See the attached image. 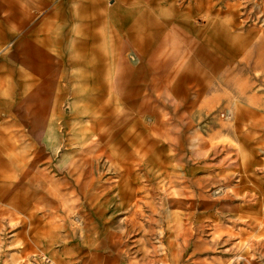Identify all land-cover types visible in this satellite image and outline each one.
I'll list each match as a JSON object with an SVG mask.
<instances>
[{
  "label": "rangeland",
  "instance_id": "rangeland-1",
  "mask_svg": "<svg viewBox=\"0 0 264 264\" xmlns=\"http://www.w3.org/2000/svg\"><path fill=\"white\" fill-rule=\"evenodd\" d=\"M167 1L0 0V264L40 251L58 264H106L114 251L145 256L142 264L186 252L193 264L202 255L264 264V0L173 1L170 23L201 49L179 42L218 93L198 101L197 85L169 82L177 75L158 63L144 66L162 35L143 37L144 56L128 42L129 26L170 28ZM91 17L92 28L74 27ZM44 20L57 41L45 47L54 67L35 75L18 52ZM163 44L152 62L170 58ZM96 93L101 104L112 98L108 120L129 114L108 136L88 131L84 140L83 129L107 127L89 117ZM108 108L98 110L102 119ZM72 167L77 182L66 173Z\"/></svg>",
  "mask_w": 264,
  "mask_h": 264
},
{
  "label": "crops",
  "instance_id": "crops-1",
  "mask_svg": "<svg viewBox=\"0 0 264 264\" xmlns=\"http://www.w3.org/2000/svg\"><path fill=\"white\" fill-rule=\"evenodd\" d=\"M173 1L175 0H168L167 3L169 4V8H168V12H169V16L172 17L169 19V25H167L168 27L175 29L176 33H173L171 30H169L168 28H161L160 26V22L158 21V24H148L149 26L148 28H146L145 24H142L140 30H135L134 28H131V26H129V32H128V42L130 43V45H132V48L139 53L140 55L144 56L145 54V48L144 45L142 44V39L143 37L146 36V34H151L153 35L155 38L158 35H162L161 39L158 41H155L156 43V50H154L155 54L152 55L150 57V59L153 61V59L157 56L156 52H162V47H163V43H169L171 45L170 49H169V56L171 59V61L169 62L167 59H163V61H156V62H152V61H147L146 64H144V66L147 67L150 66L149 63L151 65H153L154 63H158V66L160 68H166L167 69V73L172 72L174 75H177V78H168L169 82L171 81H175L177 83H182V84H187V85H192L195 84L198 86V88L195 90L196 91V99L195 101H198V99H204V100H209L210 98H212V96H217L218 93L213 90V89H209L207 90V88L209 87L210 83H211V78L210 75L207 74L206 71H204L203 67H201L199 65L198 62H196V60L192 59L193 57L190 56L189 52L183 48L182 44L179 42L180 39L183 41H187L188 43H190V47L195 46V48L198 50L201 49L200 46L197 45V43H195V41H191L190 40V34L188 32H186V30L180 26V24H172L170 23L171 21H174V17L177 16L178 12H176L177 8L175 7V5L173 4ZM40 5L44 4L43 0H40ZM119 8V7H117ZM79 11V9H78ZM139 10H136L134 12H132V15L134 17L139 15ZM81 14L85 13V10L82 9V11L80 12ZM130 14V11L128 12ZM138 14V15H137ZM136 15V16H135ZM29 20V17H24L22 16L19 21L16 23V25L19 27L23 26L24 24L27 23V21ZM140 20H143V23L146 22L145 21V16H140ZM139 20V21H140ZM93 18H89L88 21H84L83 19L81 20H77L76 22H74V27L77 29H80L81 31L86 27L89 26L92 28V24H93ZM125 21H129V18H126ZM167 23V22H166ZM48 22L46 20H44L42 22V26L41 28H35V30L33 32H31V34L26 36V40H25V45H20V51H22V56L19 57L20 55V51L18 52V58L20 59V61H22L26 66H28L30 68V71L36 75V73L38 74L37 69L39 70L40 75H46L50 72V70H52V68L54 67L52 65V58H51V54H49L47 48H45L46 46H51L54 45V43H56V39H54L52 33L50 32L52 30L51 29H47ZM159 26V27H158ZM90 33L89 36H93V39L95 36L94 32L92 30L88 31ZM1 35V34H0ZM84 36H86L85 34H83ZM86 36V37H89ZM180 37V38H179ZM69 38V37H67ZM72 40V41H70ZM81 41V39H79ZM69 44L72 43L74 41V39L71 37L68 39ZM60 43V40H59ZM81 44V43H80ZM0 45H1V36H0ZM161 50V51H160ZM205 52V51H202ZM84 60L87 59V56H83ZM100 61L96 62V61H90L88 60L87 63L90 61L91 66H89V70L94 73V72H98V70L100 71L102 68L101 63L106 59L103 57H100ZM207 62H208V66L211 68V66L213 67L215 64L213 63V59L209 58V55H206ZM86 66V64H84V67ZM40 67V68H38ZM100 67V68H99ZM216 67V66H215ZM1 87V85H0ZM181 90L188 92L187 91V87L186 86H181ZM13 93L16 92V89H12ZM79 92H76V94H79ZM182 96L185 97V100L189 99V92L188 93H183ZM104 97V94H100V93H96L94 96V100L92 102L96 103L97 105V109L96 111L92 112L91 116L93 118V122H97L100 123L101 125H105L107 126L106 129H99L97 125H95L94 127H89V129L87 128V130L85 131L84 129L79 132V137L86 140L88 138L87 132L90 131L92 132V135H98V137L100 139H102L103 137H106L110 134V132L113 131V129L118 126V123H120L122 120H124L127 115L129 114V109L125 110L124 112H122L121 114H119V116H117L116 118H113L112 120H108L112 117L113 114H115V111L110 109L111 108V104L112 102V98L109 97L107 98L103 104H101L102 100ZM77 101V102H76ZM86 101H89V96L85 95V96H78L77 99L74 101L75 104L74 106L76 107L78 102H82L85 103ZM109 108L107 109V114L106 116L103 118L104 114L103 111L100 112L98 111L99 109H101V107H105L108 106ZM18 108H20V104L17 105ZM105 113V112H104ZM79 119H81V121H83L84 117L83 116H79ZM66 173L68 175H70L71 177H73V179H75V181H78V176L75 175V170L74 168H68L66 169ZM187 247H183L181 250H186ZM188 254H190L189 252H186V258L184 259H179L178 261H175V259H171L169 258L168 255H154L152 257H148L152 262L154 261H161L164 264H178L179 261H185V264H193V261L195 260L193 257H188ZM122 253L114 251L113 253H108L105 256V262L106 264H116L118 261H121V264H142V259H146L145 256L142 255H130L128 258L125 259V257H121ZM191 255V254H190ZM125 260V261H123ZM198 260V259H196ZM201 264H225L224 258L221 255L218 256H213V257H209V256H204L202 255V257L200 258Z\"/></svg>",
  "mask_w": 264,
  "mask_h": 264
},
{
  "label": "built area",
  "instance_id": "built-area-1",
  "mask_svg": "<svg viewBox=\"0 0 264 264\" xmlns=\"http://www.w3.org/2000/svg\"><path fill=\"white\" fill-rule=\"evenodd\" d=\"M23 264H58L50 255L46 252H37L32 254L30 258L25 260Z\"/></svg>",
  "mask_w": 264,
  "mask_h": 264
}]
</instances>
